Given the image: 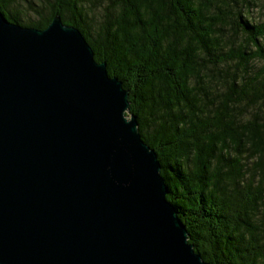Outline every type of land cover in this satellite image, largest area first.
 <instances>
[{"label":"water","instance_id":"obj_1","mask_svg":"<svg viewBox=\"0 0 264 264\" xmlns=\"http://www.w3.org/2000/svg\"><path fill=\"white\" fill-rule=\"evenodd\" d=\"M130 109L80 28L0 8V264H214Z\"/></svg>","mask_w":264,"mask_h":264},{"label":"trees","instance_id":"obj_2","mask_svg":"<svg viewBox=\"0 0 264 264\" xmlns=\"http://www.w3.org/2000/svg\"><path fill=\"white\" fill-rule=\"evenodd\" d=\"M264 0H0L12 22L81 29L130 90L190 241L264 264Z\"/></svg>","mask_w":264,"mask_h":264},{"label":"rangeland","instance_id":"obj_3","mask_svg":"<svg viewBox=\"0 0 264 264\" xmlns=\"http://www.w3.org/2000/svg\"><path fill=\"white\" fill-rule=\"evenodd\" d=\"M255 11H256L255 15H256L257 19L260 21H264V5L261 8H257Z\"/></svg>","mask_w":264,"mask_h":264}]
</instances>
